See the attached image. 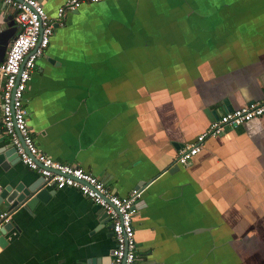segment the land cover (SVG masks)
Returning <instances> with one entry per match:
<instances>
[{"label": "crops", "instance_id": "1", "mask_svg": "<svg viewBox=\"0 0 264 264\" xmlns=\"http://www.w3.org/2000/svg\"><path fill=\"white\" fill-rule=\"evenodd\" d=\"M64 1L41 3L55 16ZM9 15L0 3V31ZM263 95L264 0H105L55 27L24 104L44 153L120 197L142 190L135 264H264V114L175 163L213 114ZM8 144L0 107V193L39 179L50 195L11 212L0 264H110L105 212L46 185Z\"/></svg>", "mask_w": 264, "mask_h": 264}, {"label": "built area", "instance_id": "2", "mask_svg": "<svg viewBox=\"0 0 264 264\" xmlns=\"http://www.w3.org/2000/svg\"><path fill=\"white\" fill-rule=\"evenodd\" d=\"M105 0H65L50 16L39 0H0L13 16L17 31L9 42L0 63L1 123L5 136L15 148L20 161L37 172L46 185L62 189L71 187L97 204L110 221L114 245L110 264H135L137 245L132 218L142 190L134 188L120 197L106 184L82 167L59 162L44 153L35 143L27 123L24 93L38 59L47 49L56 26L62 25L65 16L83 3ZM264 114V95L249 104L227 111L213 119L194 141L180 146L175 163L185 165L202 149L208 137L223 134ZM11 213H0V228L9 223Z\"/></svg>", "mask_w": 264, "mask_h": 264}, {"label": "water", "instance_id": "3", "mask_svg": "<svg viewBox=\"0 0 264 264\" xmlns=\"http://www.w3.org/2000/svg\"><path fill=\"white\" fill-rule=\"evenodd\" d=\"M39 1L41 2V0ZM5 22L6 28L0 31V63L3 61L7 46L18 28L12 15H9ZM217 117V114H213L210 119L213 120ZM7 150L8 152L6 154L14 152V154L18 156L15 148L11 143L7 145ZM175 169H177V165L174 166V170ZM171 171L172 170H170V172ZM40 179L43 181V177H41ZM49 195L50 191H47L45 188H43L42 182H40L39 179H36L29 185H25L23 182H18L14 186L8 185L0 193V203L4 201L6 211H9L10 213L17 211L20 208H23L27 212H31L39 202H45ZM1 212L2 209L0 208V213ZM13 227L14 225L10 221L9 223L4 224L2 228H0V245L5 244V242L7 241L5 234L9 232Z\"/></svg>", "mask_w": 264, "mask_h": 264}]
</instances>
